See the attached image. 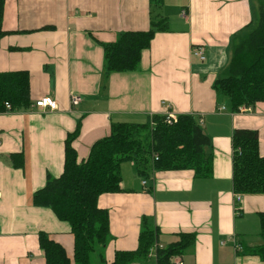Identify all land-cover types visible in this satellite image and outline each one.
I'll return each instance as SVG.
<instances>
[{"label":"crops","instance_id":"0c3cea01","mask_svg":"<svg viewBox=\"0 0 264 264\" xmlns=\"http://www.w3.org/2000/svg\"><path fill=\"white\" fill-rule=\"evenodd\" d=\"M255 1L163 0L167 31L155 34L136 71L106 76L102 46L124 32L147 30L149 0H4L0 74L27 75L30 105L0 112V264H43L39 233L72 254L69 224L33 206L31 197L48 177L61 176L65 140L78 123L72 147L82 162L112 124L154 126L153 118L168 111L192 116L210 138L211 172L204 178L189 170L141 177L132 162L122 163L121 192L97 199L109 215L100 264H111L118 251H134L143 221L159 229L144 264H156L155 250L180 233H195L193 246L173 259L181 264H264L244 252L262 243L264 195L235 199L231 140L235 129L257 131L264 157V103L250 113H231L213 89L233 38L253 21ZM197 46L204 48V62L192 55ZM72 95L80 98L76 107ZM42 98L53 99L57 109L35 107ZM19 153L23 165L14 167L11 155Z\"/></svg>","mask_w":264,"mask_h":264},{"label":"trees","instance_id":"16d2710c","mask_svg":"<svg viewBox=\"0 0 264 264\" xmlns=\"http://www.w3.org/2000/svg\"><path fill=\"white\" fill-rule=\"evenodd\" d=\"M3 5L4 0H0V36ZM162 5L163 0H149L150 26L147 30L124 32L114 42L102 46L106 76L139 68L142 52L149 49L155 34L167 31V19L160 12ZM256 5L254 23L252 21L233 38L229 62L213 85L215 92L227 99L231 113H238L241 106L264 103V0H256ZM6 103L11 110L30 105L25 73L0 74V112L5 110ZM153 122V128L149 123L112 124L109 136L94 143L82 162H78L72 147L80 123L67 136L61 176L48 177L46 185L32 195L31 203L51 209L58 220L69 224L73 250L69 255L51 236L39 233L43 264H90V255L96 246L100 262V250L109 238V215L98 207L97 199L104 194L121 192L122 163L132 162L141 177L166 170H189L197 177L209 176L211 156L205 149L211 146V141L192 116L180 115L171 125L166 124L163 117H154ZM142 130L150 134L145 143L139 139ZM231 140L233 192L264 195V157L259 154L258 132L235 129ZM11 160L14 167H21L24 162L21 153L11 155ZM259 218L262 243L243 251L264 261V212ZM158 232V228L143 221L137 248L116 252L111 264H144L156 246ZM194 241L195 233L178 234L176 242L155 250L156 264H170L171 258L183 256Z\"/></svg>","mask_w":264,"mask_h":264},{"label":"built area","instance_id":"2783aa9c","mask_svg":"<svg viewBox=\"0 0 264 264\" xmlns=\"http://www.w3.org/2000/svg\"><path fill=\"white\" fill-rule=\"evenodd\" d=\"M181 17H185L186 16V11L185 10H182L181 11ZM192 55L193 57L197 58L200 62H204L206 60V56H205V52H204V48L203 47H200V46H197V47H194L192 49ZM80 103V98L77 97V96H70V105L72 107H76L78 104ZM34 106L35 107H38L40 109H49V110H56L57 109V104L56 102L51 99V98H42L38 101H36L34 103ZM5 108L7 109H10V105L8 103L5 104ZM252 106H241L239 107L238 109V112H252ZM224 109V108H223ZM177 119L178 117L175 116L172 112L168 111L167 113H165L164 115V121L166 124L168 125H171V124H174L177 122ZM156 159H157V156H156ZM145 183H143L144 185ZM235 199L238 201L240 200V194H236L235 195ZM236 247V250L238 252H240L242 249L240 246H235ZM175 259V258H172V260ZM170 264H181V262L179 260L175 261L173 260Z\"/></svg>","mask_w":264,"mask_h":264},{"label":"rangeland","instance_id":"374dc122","mask_svg":"<svg viewBox=\"0 0 264 264\" xmlns=\"http://www.w3.org/2000/svg\"><path fill=\"white\" fill-rule=\"evenodd\" d=\"M256 6L257 5H256V1H255V3H254V10L255 11H254V15H253L254 16L253 17V23H254L255 17H256ZM149 125H150L151 128L154 127L151 124H149ZM149 136H150V134H149L148 131L142 130L141 133H140V135H139V139L142 140V141H144V143H145V139L148 138ZM98 249L99 248H97V246H96L94 252L91 253V255H90V264H100L99 257H98V255H99Z\"/></svg>","mask_w":264,"mask_h":264}]
</instances>
